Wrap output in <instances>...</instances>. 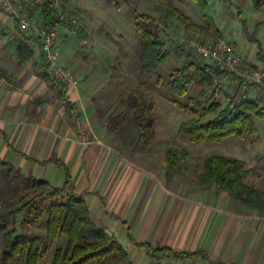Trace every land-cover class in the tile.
Masks as SVG:
<instances>
[{"label": "rangeland", "instance_id": "obj_1", "mask_svg": "<svg viewBox=\"0 0 264 264\" xmlns=\"http://www.w3.org/2000/svg\"><path fill=\"white\" fill-rule=\"evenodd\" d=\"M260 1L257 7L255 0H206L208 13L219 33L211 29L212 36L208 37L186 31L182 23L161 6V2H170L193 22L206 26L207 22L195 0H55V12L70 11L78 19L79 27L59 29L58 48L61 63L74 74V86H77L82 98L91 102V130L138 170V176L143 179L141 188L144 186V194L154 193L162 185L169 193L182 199L204 200L202 196L212 199L216 191L214 186L204 185L198 179L205 159L212 155L244 160L250 169L246 181L264 189V118H255V132L247 131L243 137L229 135L217 141L205 139L195 142L179 130V124L193 115L176 102L183 103L188 97L197 95L200 86L192 85L185 94L177 96L171 93L168 85L170 74L188 60L185 52L193 53L178 43L181 38L195 37L205 43L224 39L233 44L242 59V67L264 69V0ZM42 2L44 0H23L25 10L22 12L26 20L37 26L41 22L39 6ZM132 10L154 16L160 25L159 36L168 51V59L155 71L143 72L138 64L139 37ZM13 27L14 36L19 30L25 35H36L31 28L19 29L15 19L9 16L3 33L6 41ZM194 56L201 59L196 54ZM139 85L143 97L147 101L152 100V110L156 115L153 136L146 144L139 139L133 111L126 104L129 91ZM236 85L231 78L218 82L213 97L224 105L227 94H232ZM52 96H57V91ZM247 97L257 99L260 105H264V94L260 92L250 91ZM168 149L174 152L177 165L169 179L165 175ZM1 156L9 161L7 155ZM28 174L0 165V216H5L15 207L19 197L27 196L25 184ZM169 200L166 198L161 203L159 213L167 210L164 205ZM91 215L98 225L106 227L95 217L94 210H91ZM24 216L25 213L17 216V226ZM26 229L36 234L45 232L43 221L34 219ZM112 233L127 250L132 264L169 262L168 258H162L159 262L148 259L142 249L131 245L120 223ZM64 242L63 236L54 239L38 264H48L54 249ZM140 255L147 260L140 258ZM184 260L179 264H183ZM14 264L25 263L19 258ZM106 264L117 263L109 260Z\"/></svg>", "mask_w": 264, "mask_h": 264}, {"label": "crops", "instance_id": "obj_2", "mask_svg": "<svg viewBox=\"0 0 264 264\" xmlns=\"http://www.w3.org/2000/svg\"><path fill=\"white\" fill-rule=\"evenodd\" d=\"M8 20L0 9V72L6 79L0 81L1 159L7 155L15 170L38 174L54 186L67 174L105 229L112 233L120 223L131 245L144 253L132 240L206 255L183 264H264V211L249 209L225 191L193 200L159 185L156 192L144 194L138 170L92 132L91 102L77 86L63 89L71 108L52 96L59 85L42 78L43 59L35 38L27 40L32 59L18 62L14 27L9 43L3 36ZM166 198L167 210L159 213Z\"/></svg>", "mask_w": 264, "mask_h": 264}, {"label": "trees", "instance_id": "obj_3", "mask_svg": "<svg viewBox=\"0 0 264 264\" xmlns=\"http://www.w3.org/2000/svg\"><path fill=\"white\" fill-rule=\"evenodd\" d=\"M195 1L207 22L206 26L193 22L188 15L170 2H161V6L190 33L208 37L212 36L211 29L218 33L208 13L206 0ZM255 2L259 7L261 1L255 0ZM54 3L55 0H44L39 6L41 19L39 26L47 30L61 25L56 19L58 12L54 11ZM66 12L75 15L70 11ZM132 14L139 37L137 59L140 69L143 72L155 71L168 59V51L159 36L160 25L156 18L148 13L132 10ZM31 36L19 30L15 37L16 56L21 64L28 62L34 55V50L30 48L27 40L33 38L37 40V37ZM185 56L188 60L170 74L169 89L177 96L185 94L192 85H199L200 89L197 95L188 97L186 102H176L193 115L179 124V130L189 135L195 142L205 139L217 141L229 135L243 137L247 131L254 133L256 130L254 119L264 118V105H260L257 99L240 96L238 85L232 94H227V102L222 105L213 96L224 71L213 62L196 58L194 53L187 51ZM41 66L42 78L50 85H59L57 88L59 99L71 108L72 103L68 102L63 94L65 84L47 73L44 62ZM248 69L257 70L255 66H250ZM141 89L139 85L129 91L126 104L133 111L139 139L146 144L153 136L156 115L152 110V100L147 101ZM165 160V175L169 179L177 168L172 150L166 151ZM0 165L14 170L11 164L1 158ZM249 172L250 169L242 159L212 155L205 159L198 179L204 185H213L217 192L225 191L249 209L264 211V189L256 188L253 182L246 181ZM25 185L27 196L19 197L16 206L5 216H0V264H14L19 258L25 264H38L50 243L61 236L64 237L65 242L54 249L48 264H106L109 260H114L117 264H132L127 251L116 236L94 221L88 205L83 197L75 192L67 174L60 186H54L47 180L36 178L31 174L26 176ZM22 213H25V216L17 226L16 218ZM33 219L43 221L44 234L27 231L26 227ZM132 242L136 246L143 247L148 258L153 262L168 258L169 262L165 264H179L187 258L206 256L201 250L176 251L167 246H152L147 242L136 243L133 240Z\"/></svg>", "mask_w": 264, "mask_h": 264}, {"label": "built area", "instance_id": "obj_4", "mask_svg": "<svg viewBox=\"0 0 264 264\" xmlns=\"http://www.w3.org/2000/svg\"><path fill=\"white\" fill-rule=\"evenodd\" d=\"M0 9L15 19L19 29L34 30L47 73L65 85L74 86L73 72L60 62L58 39L60 28L79 27L77 16L66 11L58 12L56 19L61 25L47 30L26 20L22 12L25 9L22 0H0ZM178 43L190 49L198 57L215 63L224 71L219 82L231 78L238 85L240 96L245 98L250 91L264 94V69L250 70L242 67V59L230 42L219 39L212 43H205L198 38L187 37L179 39ZM5 80L0 75V81Z\"/></svg>", "mask_w": 264, "mask_h": 264}]
</instances>
